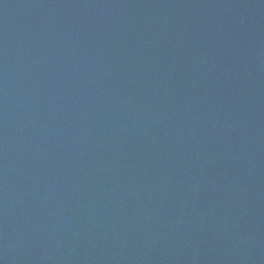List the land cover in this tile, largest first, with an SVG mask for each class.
Masks as SVG:
<instances>
[{
	"label": "water",
	"instance_id": "obj_1",
	"mask_svg": "<svg viewBox=\"0 0 264 264\" xmlns=\"http://www.w3.org/2000/svg\"><path fill=\"white\" fill-rule=\"evenodd\" d=\"M0 264H264V0H0Z\"/></svg>",
	"mask_w": 264,
	"mask_h": 264
}]
</instances>
